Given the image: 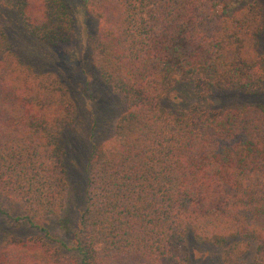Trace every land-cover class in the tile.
I'll use <instances>...</instances> for the list:
<instances>
[{
	"label": "trees",
	"instance_id": "16d2710c",
	"mask_svg": "<svg viewBox=\"0 0 264 264\" xmlns=\"http://www.w3.org/2000/svg\"><path fill=\"white\" fill-rule=\"evenodd\" d=\"M232 1L82 0L99 20L93 63L125 104L102 142L97 116L83 132L66 86L8 51L0 26V215L42 233L0 243V264H189L190 233L217 246L251 238L254 264H264V102L163 105L187 83L201 98L264 92L262 8L232 10ZM0 5L50 46L70 37L64 0ZM67 130L89 150L69 258L39 224L62 216L70 195Z\"/></svg>",
	"mask_w": 264,
	"mask_h": 264
},
{
	"label": "rangeland",
	"instance_id": "374dc122",
	"mask_svg": "<svg viewBox=\"0 0 264 264\" xmlns=\"http://www.w3.org/2000/svg\"><path fill=\"white\" fill-rule=\"evenodd\" d=\"M64 2L72 20L70 37L64 43L50 46L39 40L28 32L17 12L2 5H0V26L6 35L8 51L18 56L36 76L53 73L66 86L82 118L78 127L83 132H90L94 115L97 116L96 141L102 142L113 134L115 122L124 111L125 104L120 94L105 80L92 60L99 20L85 8L82 0H64ZM254 2L261 6L264 17V0H233L231 8L239 10ZM258 52L264 55V29L259 36ZM207 94L209 95L206 98H201L193 83L180 84L174 87L163 101V105L173 107L181 98L187 100L193 97L199 99L197 102L201 107L264 102V92L250 95L237 91L215 90ZM65 138L68 150L73 155L68 156V164L73 170H71L73 176L70 195L62 216L42 220L39 224L46 227L49 232L48 243L65 258H69L75 253L77 218L83 199L80 180L84 176L83 165L89 150L85 146L87 139H81L80 142L71 130L65 132ZM78 160L82 167L77 163ZM41 235L37 228L29 224H15L0 215V243L10 238L27 240L40 238ZM256 244L251 238L238 236L230 239L225 245L217 246L210 242L199 241L193 233H190L187 241L189 264H254ZM228 252L233 253L231 259Z\"/></svg>",
	"mask_w": 264,
	"mask_h": 264
}]
</instances>
